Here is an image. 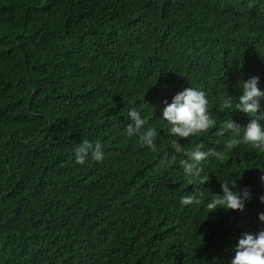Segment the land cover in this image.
<instances>
[{"label": "trees", "instance_id": "trees-1", "mask_svg": "<svg viewBox=\"0 0 264 264\" xmlns=\"http://www.w3.org/2000/svg\"><path fill=\"white\" fill-rule=\"evenodd\" d=\"M250 75L264 87V0H0V264H227L260 226L264 148L228 151L211 129L183 141L223 157L182 207L192 186L182 155L158 162L171 140L159 101L203 90L219 124ZM130 108L157 128L155 152L126 135ZM83 140L103 162L74 163ZM233 176L252 191L246 212L209 213Z\"/></svg>", "mask_w": 264, "mask_h": 264}, {"label": "clouds", "instance_id": "clouds-1", "mask_svg": "<svg viewBox=\"0 0 264 264\" xmlns=\"http://www.w3.org/2000/svg\"><path fill=\"white\" fill-rule=\"evenodd\" d=\"M165 90L168 85L162 86ZM239 95L233 103L229 96L224 101L225 110H231L229 118L217 124L209 111V100L203 90L193 87H183L168 97H162L159 101V118L167 127V134L171 137L169 148L161 154L159 164L168 167L172 165L178 155L183 176L192 186V194L182 195L179 204L192 206L199 203L203 195L204 179L203 164L210 159H221L223 153L216 148H205L203 143H198L190 149H185L183 141L190 137L202 134H214L218 140H223L228 151H233L241 144L251 146L253 149L264 148V87H261V77L250 75L247 79L238 82ZM235 113L243 114L246 123H241L234 118ZM128 123L125 133L128 137L138 138L141 148L155 152L157 150V138L159 132L155 126H146L145 119L136 108H130L127 112ZM215 125V127H214ZM74 163L84 165L91 158L97 163L103 162L104 151L99 142L93 144L89 140H83L73 149ZM241 177H229L220 184V195L210 197L204 202V207L209 213L222 209L224 212L245 213L246 206L253 199V194L248 186L240 187L238 180ZM264 183V174L259 177ZM259 203L264 205V195L258 197ZM259 228L256 231H241L231 244V256L227 264H264V211L257 213Z\"/></svg>", "mask_w": 264, "mask_h": 264}]
</instances>
